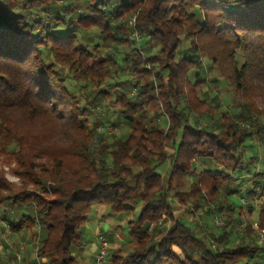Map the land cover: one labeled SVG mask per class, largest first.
I'll use <instances>...</instances> for the list:
<instances>
[{"label": "trees", "instance_id": "16d2710c", "mask_svg": "<svg viewBox=\"0 0 264 264\" xmlns=\"http://www.w3.org/2000/svg\"><path fill=\"white\" fill-rule=\"evenodd\" d=\"M106 88L129 127L110 143L92 118ZM13 162L0 231L31 233L33 262L73 264L95 206L139 204L128 252L100 264H257L264 0H0V165ZM173 200L223 221L192 229Z\"/></svg>", "mask_w": 264, "mask_h": 264}, {"label": "rangeland", "instance_id": "374dc122", "mask_svg": "<svg viewBox=\"0 0 264 264\" xmlns=\"http://www.w3.org/2000/svg\"><path fill=\"white\" fill-rule=\"evenodd\" d=\"M212 75L217 76L216 71H212ZM210 85V88L213 90L212 93H220L221 97L227 96L225 90L221 89V87L224 86L219 84L216 86L213 83H210ZM106 89L110 93L109 97L102 99L100 104L94 106L96 113L92 118L101 120L102 126L100 127L99 133L105 137L107 143H110L112 138L126 136L129 132V127L116 112V106L113 104L115 96L113 89ZM92 148L93 150L97 148L96 141ZM168 168L169 163L162 166L160 169L161 174L165 175ZM129 184L133 186L134 182L131 181ZM187 204L190 205L191 211L195 213V217L186 212L188 211L186 207H179L178 203L175 202L173 207H175L174 213L176 214V217L182 219L185 224L192 229H198V227L204 224V226L210 231L216 232V227H219L223 221L222 218L215 216L214 219L212 214L196 212L193 210L192 205L189 202ZM139 208L140 205L137 204L135 211L133 212L112 214L106 206H95L87 216V221L82 234V245L80 247H72L71 256L73 258V264H96L98 249H101L102 247L101 240L104 241L106 245L105 250L107 256L116 248L121 249L123 254H126L129 249V244L131 243V239L128 236L129 230L127 229V223L136 217ZM6 209V204H0V212L5 211ZM7 213L10 214L9 209ZM162 224L163 225L160 229L161 231H164L171 225V222L164 220ZM151 229L155 232V236L158 238L161 232L159 233L156 226L151 227ZM36 232L37 231L34 233ZM205 234L207 236L208 233ZM3 237L0 235V246H2V248H0V264H29V262H31V258H34L35 255L34 249L38 245L36 239L32 238L31 233H25L19 238L12 235L7 237V239ZM18 242L22 243L24 248L20 253V262L13 258L14 253L18 255V249L21 248V245L18 246ZM94 247L95 250H93ZM10 249H12V251ZM39 262L32 261L31 263L39 264ZM255 262L257 264H264V255L262 256L261 254H258L255 258Z\"/></svg>", "mask_w": 264, "mask_h": 264}, {"label": "clouds", "instance_id": "9594fccd", "mask_svg": "<svg viewBox=\"0 0 264 264\" xmlns=\"http://www.w3.org/2000/svg\"><path fill=\"white\" fill-rule=\"evenodd\" d=\"M16 167L15 163L13 162L11 165L3 164L0 166L4 173V179L13 186H20L22 184V177L17 176L13 173V169ZM38 172L39 169H36ZM41 264H47L46 258H42Z\"/></svg>", "mask_w": 264, "mask_h": 264}, {"label": "built area", "instance_id": "2783aa9c", "mask_svg": "<svg viewBox=\"0 0 264 264\" xmlns=\"http://www.w3.org/2000/svg\"><path fill=\"white\" fill-rule=\"evenodd\" d=\"M21 245V246H20ZM18 246H20L21 248L20 249H18L19 251H18V255H16L15 253H14V258H15V260H17L18 262H20L21 261V255H20V253L24 250V248H23V244L22 243H18ZM105 248H106V245H105V243L104 242H102V247H101V249H98V254H97V257H96V264H100L101 262H102V260H103V258H104V255H105ZM11 251H12V249H10Z\"/></svg>", "mask_w": 264, "mask_h": 264}, {"label": "crops", "instance_id": "0c3cea01", "mask_svg": "<svg viewBox=\"0 0 264 264\" xmlns=\"http://www.w3.org/2000/svg\"><path fill=\"white\" fill-rule=\"evenodd\" d=\"M0 227H2V225L0 224ZM0 235L3 237V238H6L7 239V236L4 234V233H2L1 231H0ZM6 247V246H5ZM0 248H2L1 246H0ZM93 250H95V247L93 248ZM34 260V258H31V262ZM31 262H29V264H32Z\"/></svg>", "mask_w": 264, "mask_h": 264}]
</instances>
